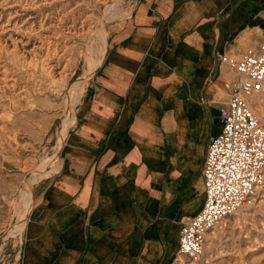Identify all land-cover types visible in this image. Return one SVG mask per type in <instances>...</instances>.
Returning a JSON list of instances; mask_svg holds the SVG:
<instances>
[{
	"label": "crops",
	"instance_id": "0c3cea01",
	"mask_svg": "<svg viewBox=\"0 0 264 264\" xmlns=\"http://www.w3.org/2000/svg\"><path fill=\"white\" fill-rule=\"evenodd\" d=\"M107 27L58 167L27 193L17 264L174 256L237 76L218 53L261 48L264 0H135Z\"/></svg>",
	"mask_w": 264,
	"mask_h": 264
},
{
	"label": "rangeland",
	"instance_id": "374dc122",
	"mask_svg": "<svg viewBox=\"0 0 264 264\" xmlns=\"http://www.w3.org/2000/svg\"><path fill=\"white\" fill-rule=\"evenodd\" d=\"M55 1L46 0V4L30 11L17 8L19 15L16 18L22 22L32 16L30 25L48 26L44 53L53 56L52 60L61 59L62 64L66 65V76L56 79L52 73H44L48 64L40 55H36L29 66L19 48L15 61L22 70L15 74L7 72L12 78L7 86L0 80V264H17L23 231V222H19L18 217L23 209L21 191L25 189L27 198L28 191L35 183L25 188V179L34 171H40L41 167L50 170L55 164V150L63 132L64 113L68 106L65 105L66 98L75 89L102 44L97 29L100 18L105 15V8H121L118 16L106 19L101 26L108 32V22L128 12L135 0ZM62 9L67 14L59 21L58 14ZM0 11L4 15L8 13L6 10ZM9 11L14 13V10ZM92 27L93 30L90 29ZM4 70L1 68V75L5 73ZM25 71L34 74L40 83L47 81L43 83L41 92L26 83ZM19 87L26 88L21 97L16 94ZM83 92L79 91L78 102ZM77 103L73 104L75 113ZM259 109L257 113L264 118V103ZM63 141L64 138L62 144ZM205 244L201 260L178 254L177 250L165 263L264 264V191L251 209L225 219L211 231Z\"/></svg>",
	"mask_w": 264,
	"mask_h": 264
},
{
	"label": "built area",
	"instance_id": "2783aa9c",
	"mask_svg": "<svg viewBox=\"0 0 264 264\" xmlns=\"http://www.w3.org/2000/svg\"><path fill=\"white\" fill-rule=\"evenodd\" d=\"M221 63L236 72L227 105L222 108L221 131L207 148L203 165L204 205L184 220L178 253L201 260L206 236L227 217L251 209L264 191V44L241 56L218 53Z\"/></svg>",
	"mask_w": 264,
	"mask_h": 264
},
{
	"label": "bare ground",
	"instance_id": "6f19581e",
	"mask_svg": "<svg viewBox=\"0 0 264 264\" xmlns=\"http://www.w3.org/2000/svg\"><path fill=\"white\" fill-rule=\"evenodd\" d=\"M56 1H59V0H56ZM106 1H109V0H106ZM45 2H46V0H44L43 2H38L36 0H0V10H6L8 12L6 15H4V13L0 11V70H1V68H5V70H4L5 73L3 75L0 74V80H2V82L4 83V86H7L9 80L12 79L10 77L9 73H7V72L15 74V73H18L19 71L22 70V68L17 64V61H15L16 60L15 56L17 55V51L19 50V48H20V51L22 52V54L24 55L23 58L27 59V63L29 66H31L32 61L35 60V56L40 55V57L44 58V60L47 61V64H48L47 65V71L44 70L45 71L44 72L42 70L44 73H46V74L52 73L53 77L56 79H62L64 76H66V73H65V70H66L65 66L66 65L62 64L61 59L58 58V59L52 60L51 57H53V56L49 57L48 53L47 54L44 53L45 46L47 45L46 41H47V37H48V33H47L48 26L39 25V27H34L33 23L30 25V19L33 18L32 16H30L28 19H26L22 22L21 21L19 22L16 18L19 15V11H17V8L18 9L20 8L21 10H25V11H30V9L32 10V9L38 8L40 5L42 6L43 4H46ZM107 8H108V6L105 8L106 12H104V14H105L104 17L102 16L99 20V28L97 29V35L99 34L101 26L105 23L106 19L118 16L121 12L120 7L116 8L115 6H110L108 9ZM9 10H14V13L10 12ZM66 14H67V11L62 9L61 12L58 14L59 21L63 20L64 17L66 16ZM21 15H23V14H21ZM90 29L93 30V27ZM106 48H107V42H106L104 53L106 51ZM46 51H48V50H46ZM102 56H104V54ZM102 60H101V62H102ZM95 63H96V57L94 56L90 60L89 68L86 71H84V74L79 79V82L77 83L75 89L66 98V104L65 105H68V106H67V109L65 110V113H64V119H63L64 122H63V126H62L63 132L60 135V141H59V144L56 146V150H55V153H56L55 154V164L50 168V170H46V169L41 167L40 171H38V170L34 171L33 174H31L30 176H28L25 179V188L26 187H32V184L34 182H36L42 178L47 177L51 173L55 172V170L57 169L58 160H59L58 154H59V150L62 146V140L65 137L70 126L73 124V122H75L74 119H75L76 113L74 111L73 104L75 105L78 102L77 96L79 94V91L84 90L86 84L88 83V81L92 77L93 70L95 67ZM24 69H26V68H24ZM24 75H25L26 83L29 84L31 86V88H33L37 91H40V92L42 89H44V88H42L43 83L44 82L46 83L47 81L40 83L38 80H36V77L34 76V74H28L26 71H25ZM45 77H47V76H45ZM49 78H51V77H49ZM45 80H46V78H45ZM25 89H24V87H19L16 94H18V96L21 97L25 93V91H26ZM71 101H73L72 104H71ZM256 111H257V109H256ZM259 116L261 118H263L261 115H259ZM21 192H22L21 201L23 202V207H24V205L26 203V201H25L26 200V191H25V189H23ZM21 210L19 211L18 217H19V222L22 223L23 218L21 217ZM29 212H28V214H29ZM240 212L241 211H239V213ZM227 218H229V217H227ZM227 218H225V219H227ZM224 220H223V222H224ZM214 229H212V231ZM210 232H208V234ZM208 234H207V236H208ZM207 236H206V238H207ZM204 246L206 248L205 243H204ZM178 254H182V253H178ZM182 255H184V254H182ZM184 256H186V255H184Z\"/></svg>",
	"mask_w": 264,
	"mask_h": 264
}]
</instances>
